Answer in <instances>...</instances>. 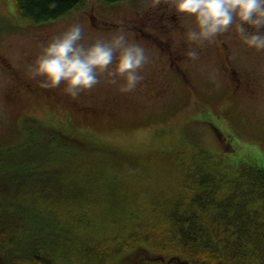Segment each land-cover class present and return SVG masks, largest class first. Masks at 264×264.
<instances>
[{
	"label": "rangeland",
	"instance_id": "1",
	"mask_svg": "<svg viewBox=\"0 0 264 264\" xmlns=\"http://www.w3.org/2000/svg\"><path fill=\"white\" fill-rule=\"evenodd\" d=\"M156 7L155 0L113 5L87 0L67 17L35 25L20 17L14 0H0V150L25 142L33 121L95 136L109 148L39 169L61 192L37 206L77 227L80 237H89L91 230L125 237L124 230L134 227L161 229V209L185 190L175 153L206 148L228 175L252 163L264 168V51L248 48L234 31L206 44L199 59L180 64L183 76L177 65L164 66L158 51L144 46L150 57L141 70L144 79L128 92L121 90L123 78L113 84L107 73L77 96L65 92L63 83L43 88L29 74V65L50 37L73 23L83 25L88 42L120 29L132 40L149 33L166 39L160 20L145 26L139 22ZM182 23L191 22L184 18ZM170 30L177 41L180 32ZM3 58L15 66L17 82ZM230 67L238 71L240 83ZM131 155L140 158L132 162Z\"/></svg>",
	"mask_w": 264,
	"mask_h": 264
},
{
	"label": "trees",
	"instance_id": "2",
	"mask_svg": "<svg viewBox=\"0 0 264 264\" xmlns=\"http://www.w3.org/2000/svg\"><path fill=\"white\" fill-rule=\"evenodd\" d=\"M86 1L14 3L20 17L42 25L69 16ZM97 1L113 5L133 0ZM32 125L25 142L0 150V264H264V168L259 164L228 175L206 148L175 153L185 190L161 209V229L134 227L124 230L125 237L91 230L89 237H80L77 227L37 206L61 192L39 169L109 148L95 136L61 125ZM130 157L132 162L140 158Z\"/></svg>",
	"mask_w": 264,
	"mask_h": 264
},
{
	"label": "clouds",
	"instance_id": "3",
	"mask_svg": "<svg viewBox=\"0 0 264 264\" xmlns=\"http://www.w3.org/2000/svg\"><path fill=\"white\" fill-rule=\"evenodd\" d=\"M164 6L170 15L191 22L181 26L189 44L186 55L194 60L206 44L233 31L248 48L264 51V0H165ZM83 33V25L73 23L50 37L29 65V74L39 78L43 88L63 83L64 91L72 96L93 89L105 73L113 84L123 78L122 91L135 89L144 79L141 70L150 58L145 47L129 39L123 29L92 42Z\"/></svg>",
	"mask_w": 264,
	"mask_h": 264
},
{
	"label": "flooded vegetation",
	"instance_id": "4",
	"mask_svg": "<svg viewBox=\"0 0 264 264\" xmlns=\"http://www.w3.org/2000/svg\"><path fill=\"white\" fill-rule=\"evenodd\" d=\"M164 3L165 2L160 1L159 5L155 9H151L150 11H148V13H146L139 22L141 26H145L156 22V20H160V23L157 24L161 25L159 26V28L167 38L160 39L158 38V35H154V37H152L153 33H149L148 35L140 36V39L142 40L146 37L145 40H142V42H145L146 44L142 45L146 46L147 51L156 49L160 58L164 59V66H168V68L173 69L174 65H177V70H181L182 72L180 74H182L183 76L186 75V72L183 69V66H181L180 64H184L186 61L192 59L186 55L187 51H189V44L185 41V37L183 35V28L181 26L183 24L182 22L184 21V18H182V20H179V18L175 14L170 15V10L165 8ZM170 29H173L175 32H180L179 34L177 33V41L174 38L175 33H169L171 31ZM234 36H236V34H234ZM141 40L137 39L136 41L139 42ZM202 52L203 49L201 48L200 54H202ZM3 61L7 66V70L10 72V74L13 75V80L17 82L20 78L17 77L19 73H17L15 66L11 65L10 63H6L5 58H3ZM166 67L164 69H166ZM229 70L230 74H234V77L239 80V82L237 83H240L241 79L239 78L238 71L232 67H230ZM162 74L163 73L161 70L159 72V75Z\"/></svg>",
	"mask_w": 264,
	"mask_h": 264
}]
</instances>
